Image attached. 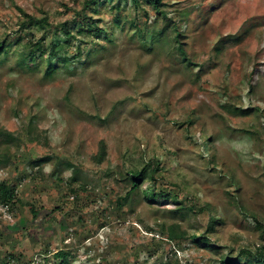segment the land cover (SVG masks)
<instances>
[{"label":"rangeland","instance_id":"rangeland-1","mask_svg":"<svg viewBox=\"0 0 264 264\" xmlns=\"http://www.w3.org/2000/svg\"><path fill=\"white\" fill-rule=\"evenodd\" d=\"M84 1L0 0V130L10 135L0 183L19 200L0 204V264H54L59 250L71 264H221L264 252L248 213L264 222V0H161L165 15L150 0ZM65 31L71 45L47 75ZM41 38L43 57L25 63V45ZM153 161L150 186L180 202L139 190L119 203L130 170ZM170 226L215 247L170 240Z\"/></svg>","mask_w":264,"mask_h":264},{"label":"trees","instance_id":"trees-1","mask_svg":"<svg viewBox=\"0 0 264 264\" xmlns=\"http://www.w3.org/2000/svg\"><path fill=\"white\" fill-rule=\"evenodd\" d=\"M109 0H85L84 9H92V7H95L97 9V6L104 4L105 2H108ZM122 2L127 3L129 0H119ZM134 4L139 5V0H132ZM153 2V4L156 6V11L158 13H161L163 15L164 12L160 10V3L161 0H150ZM35 21L34 18L29 16L28 22L33 23ZM117 22H120L119 15L117 16ZM96 33H100V30H96ZM168 33V25L166 24L160 31L158 32H152L151 39L153 41V44H150V46L153 48L152 45H154V42L159 43L158 45H161L166 39ZM63 39L56 40L57 43L55 44V47L52 48L54 51L52 52V58L49 60L47 64V75L53 74L55 68V64L53 63V60L59 56V53H65V51L70 47L71 41L70 39V33L64 32L63 33ZM178 35L175 37L177 39ZM45 38H41L37 42H29L25 45L26 50L28 51V55L24 62L30 61L32 64H36L40 58L44 55V49H43V42ZM155 40V41H154ZM178 41V40H177ZM6 45L2 43L0 45V55L2 52H4ZM178 51L183 59V61L192 63L187 56V52L184 50L182 46L178 47ZM69 57V56H68ZM63 59V57L61 58ZM71 61L72 58H69ZM192 65V64H191ZM236 112L238 114L246 115L249 113L250 110L248 109H240L235 108ZM248 133L252 134L253 131H248ZM5 137L6 139H10V135L6 130H0V138ZM101 152L98 156V160L102 161L105 157V146L102 144L101 146ZM48 157L41 158L38 161L35 162V167H40L44 163L48 161ZM6 158L3 156L0 158V164L5 162ZM158 162H150L149 164L145 165L144 168L136 169L133 168L130 170L129 174V181L131 184L130 191L126 194L125 197H122L119 199V203H122V205L126 202H128L130 193H138L139 190H141V194L143 195L144 199H146L148 202L154 201V198L158 197L164 200L172 199L175 204H178L180 202L178 195H172L170 191L166 190H160L159 193H156L154 189L150 186L153 182L156 181L155 176L159 175L160 172L158 169ZM145 185H149L147 188L143 189ZM19 200H17L16 196V189L12 187L10 184L2 182L0 183V204L4 205L6 207L13 206L15 203H17ZM250 217L252 218L253 222L256 224V227L258 230L262 231L264 233V222L261 220L256 214L248 212ZM35 216H37V212L34 213ZM215 223H217V220H213L212 224H209L208 226V232L215 231ZM162 233L167 235V237L170 240H186L190 239L193 244H195L198 248H214V242L210 241L208 237L206 236H197V235H187L186 232L180 231L177 226H170L168 229H165L162 227ZM71 258L72 254L71 252H67L66 250H59L57 253H55V262L54 264H71ZM221 264H264V252L256 249L252 250L249 248H244L242 250V254L238 255L236 258H229L228 256L222 257Z\"/></svg>","mask_w":264,"mask_h":264}]
</instances>
